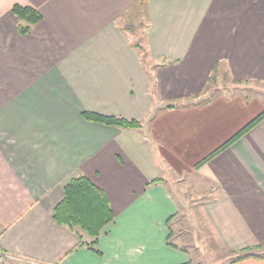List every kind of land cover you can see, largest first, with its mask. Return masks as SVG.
Wrapping results in <instances>:
<instances>
[{
	"label": "crops",
	"instance_id": "0c3cea01",
	"mask_svg": "<svg viewBox=\"0 0 264 264\" xmlns=\"http://www.w3.org/2000/svg\"><path fill=\"white\" fill-rule=\"evenodd\" d=\"M15 5L43 16L31 34H19ZM132 6L0 0L3 264H207L199 245L174 239L179 185L198 203L202 247L264 264V120L195 167L264 111L257 96L208 95L215 67L264 84V0H148L145 65L119 23ZM85 111L143 127L88 122ZM79 176L106 191L115 215L94 247L54 219ZM244 249L255 256L234 261Z\"/></svg>",
	"mask_w": 264,
	"mask_h": 264
},
{
	"label": "trees",
	"instance_id": "16d2710c",
	"mask_svg": "<svg viewBox=\"0 0 264 264\" xmlns=\"http://www.w3.org/2000/svg\"><path fill=\"white\" fill-rule=\"evenodd\" d=\"M132 8L125 14L123 19L129 16H137V18L147 19V29L150 26V20L147 10L148 0H132ZM13 13L18 21V32L20 35L25 36L31 34L34 28L39 25L43 16L41 13L31 6L15 5L13 7ZM127 30L133 31L135 27H126ZM124 29V28H123ZM125 30V29H124ZM126 31V30H125ZM148 34L145 38L147 42ZM135 50L142 49L141 44H131ZM145 57L142 56V62L145 65L147 59L150 58L148 48L146 49ZM145 51V50H144ZM147 55V59H146ZM217 73V67L214 68L213 74L209 80L210 85L215 81V75ZM152 94H156V81L152 79ZM207 98L204 102H207ZM175 107L169 106V108ZM83 118L88 122L99 123L107 126H114L120 129H141L143 127V121L137 119H129L123 116H113L100 114L92 111H85L82 113ZM262 120H264V111L258 116L247 123L242 129H240L229 140L219 146L212 153L207 155L201 160L195 167H199L211 159L228 149L237 140L242 138L251 129L256 127ZM154 183L161 182L160 179L153 181ZM64 199L55 207L54 219L60 226H66L70 230L77 233H85L92 239L89 244L95 246L98 243V238L105 228L111 224L115 215L111 207L110 199L104 189L93 183L86 176H79L71 179L64 186ZM170 222V220H169ZM252 249H244L239 255L237 260H242L248 257L255 256Z\"/></svg>",
	"mask_w": 264,
	"mask_h": 264
},
{
	"label": "rangeland",
	"instance_id": "374dc122",
	"mask_svg": "<svg viewBox=\"0 0 264 264\" xmlns=\"http://www.w3.org/2000/svg\"><path fill=\"white\" fill-rule=\"evenodd\" d=\"M119 23L126 30V33L129 36V39L132 44H141L142 49L137 50L139 56L142 58L145 57V52L147 51V45L145 38L148 34L147 29V19L146 18H137V16H129L125 19H120ZM126 27H135L133 31L127 30ZM145 50V51H144ZM147 53V52H146ZM147 59V55H146ZM147 64L150 60L147 59ZM151 64V63H150ZM224 70V69H223ZM220 70L215 75V81L211 84L208 95L214 93L217 96L222 93L233 95L243 94L248 97L257 96L264 100V84H257L256 82L248 81L242 83H234L229 73L225 70ZM208 96V97H209ZM161 182L163 179L159 178ZM158 180V179H155ZM152 180L147 184V187L151 184H156ZM160 183V182H158ZM175 185V184H174ZM185 188L182 186H174L173 193L179 198V204L181 210L179 216H177L172 223V229L174 230V239L178 244L183 247H188L189 250L193 249L196 245H199L198 254L204 255V260L207 264H229L231 257L227 252L218 249L209 250L207 247H202V242L205 240L207 242V235L204 239V234L197 232L201 228V217H194L192 214L197 211L198 203L192 200V197L189 196ZM184 221V222H183ZM182 222V223H181ZM200 226V227H199ZM178 235V236H177ZM177 239V240H176ZM202 247V249H201ZM204 248V249H203Z\"/></svg>",
	"mask_w": 264,
	"mask_h": 264
},
{
	"label": "built area",
	"instance_id": "2783aa9c",
	"mask_svg": "<svg viewBox=\"0 0 264 264\" xmlns=\"http://www.w3.org/2000/svg\"><path fill=\"white\" fill-rule=\"evenodd\" d=\"M5 261V255L0 252V264H3Z\"/></svg>",
	"mask_w": 264,
	"mask_h": 264
}]
</instances>
